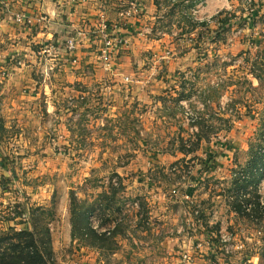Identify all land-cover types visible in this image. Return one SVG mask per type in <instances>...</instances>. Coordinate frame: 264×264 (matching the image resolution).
I'll list each match as a JSON object with an SVG mask.
<instances>
[{"label": "rangeland", "instance_id": "obj_1", "mask_svg": "<svg viewBox=\"0 0 264 264\" xmlns=\"http://www.w3.org/2000/svg\"><path fill=\"white\" fill-rule=\"evenodd\" d=\"M16 1L0 0L10 17L0 46L16 40V22L28 26L18 20L28 0ZM63 1L59 30L43 32L58 45L78 24L93 53L80 45L78 63L44 66L43 36L30 46L41 58L8 53L20 91L0 95L12 119H0L1 228L25 227L42 207L55 264H264V0L154 15L132 0ZM117 7L110 33L127 44L108 68L102 28ZM159 150L179 159L157 161ZM117 176V196L103 195ZM74 209L84 222L75 238Z\"/></svg>", "mask_w": 264, "mask_h": 264}, {"label": "trees", "instance_id": "obj_2", "mask_svg": "<svg viewBox=\"0 0 264 264\" xmlns=\"http://www.w3.org/2000/svg\"><path fill=\"white\" fill-rule=\"evenodd\" d=\"M153 1L158 13H185L188 12V8H195L197 3L204 2V0H198V2L196 0ZM186 1L191 2L186 3ZM112 7L113 6L111 5V8ZM118 8L119 7L114 10L111 9L113 14L114 12L118 14ZM166 8L169 11L165 12ZM113 14L112 19H114ZM255 165L264 166V157H255ZM122 182V178L117 176L114 185L110 186V190L104 191L103 195L108 197L117 196L118 192L115 191V187H122ZM258 205L262 207L263 210L260 212L264 214V205L260 203H258ZM29 215L30 222L23 228L10 227L9 229H4L0 226V264H55L53 235L50 229V223L46 219L45 209L42 207H31ZM85 222L88 226L87 218ZM83 223L82 220H77V213L74 209L73 238L76 237L74 235L75 231L78 230L79 225L83 226ZM88 227L93 233V238L104 244L107 243L106 238L109 237L107 234L99 233L90 221Z\"/></svg>", "mask_w": 264, "mask_h": 264}, {"label": "crops", "instance_id": "obj_3", "mask_svg": "<svg viewBox=\"0 0 264 264\" xmlns=\"http://www.w3.org/2000/svg\"><path fill=\"white\" fill-rule=\"evenodd\" d=\"M36 1L37 0H28L27 3L29 6L28 7L25 6V10H27L28 15L33 17V18H36V16H41L42 13H45L46 14V20H41V21L35 22L34 23L35 25L31 24L33 26H29V25L28 26H22L16 22L15 25H16L17 29H14V31L9 32L10 37H11L10 39H16V40H14L12 43L7 44L6 46H0V95L2 94V91H10L12 93L16 90L20 91V87L18 86V81L16 79L14 81H10V80L7 81V78H6L7 73L4 72L5 70H7L6 67L8 66V67H10V70H11L10 72L12 73V75L13 76L16 75V71H15L16 69H14V66H16V65H14V63L12 65H7V60H8V56H9L8 53L15 54V56H17L16 54H19V53H25V56L27 54V56L29 55L31 57L34 56V57L41 58V56L40 55L38 56L36 54V52L32 49V47H30L31 44L33 43L32 42L33 39H35L36 36H43L44 38H40L39 40H41V41H38V43L47 45L45 48L48 50H51L50 44H56V43H53L54 41L49 40V39H53V34H51L50 31H47V34L45 35L46 31L45 32H43V31L45 29H47L46 27L53 26V25L56 26L57 30H59L58 29L59 27L57 25H59L60 12L64 9L66 10V8H68V11H70L69 9L71 7L68 5L65 8L64 4H62L64 2L63 0H38L37 2ZM150 1L151 0H140L139 1V3H141L140 4L141 9H142L141 12H143V7L145 5L146 7L147 6L149 7V10L151 12H153V15H154V13L157 11V8L154 5V3H151ZM16 2H17V4H21L20 2H23V0H17ZM204 2H205V0H204ZM204 2H202V4H204ZM22 8H23V6H22ZM110 11H112V10L110 9ZM14 12H19V11H14ZM66 13L67 12L65 11L64 19H65ZM109 13H110L109 19H110L111 23H113L116 20L118 21V17H117L116 12H114V14H113L114 19H112L111 12H109ZM8 18H10V17L7 14L4 17V19L0 17V28L4 26V23L8 20ZM154 18L155 17H152L151 19H154ZM63 23H65V22H63ZM93 25L89 27L90 30H88L86 28L87 32L89 31L90 33H92ZM74 26H78V24H76ZM48 29L51 30L52 28H48ZM0 32H2V31L0 30ZM5 33L7 34L8 32H5ZM135 39L136 38H134V40ZM149 39H151V38H149ZM3 40H4L3 38L0 40V44ZM4 41L6 42V40H4ZM17 41H19V42H17ZM92 41H93V37H92ZM150 41H156V40L151 39ZM92 46L93 45L89 41H84L82 48H88V52L93 53L92 52ZM7 48H9V49L6 50ZM47 53H48L47 56L42 55V57L44 59L41 62H43L45 60V63H46V64H44V66L47 64L51 65V63L53 62V61L50 62L49 58H53V59L57 60L55 62H63V61L68 62L69 61L72 64L71 59L69 57L70 56L69 53L67 52L66 54H64V50H62V52L57 54V55H55L53 52H47ZM11 54H10V56H12ZM85 54L86 53L80 52L79 58H82V56ZM68 57H69V59H68ZM5 65H7V66H5ZM72 65H74V64H72ZM51 69H52V66H51ZM55 72L56 71H54V73H52V75H55ZM49 73H50V71H48L47 75H49ZM3 79H4V81H3ZM1 81H3L2 82L3 84H1ZM29 107L30 106L28 105L26 109H28ZM25 113L27 114V112H25ZM1 118H6V120L4 119L5 123H6L5 126L11 128L10 124L12 122L11 121L12 119L8 121L7 117H3L2 112H1V106H0V119ZM34 120H31V121L33 123L37 122L38 121L37 117L34 118ZM0 123H2L1 120H0ZM9 140H12V139H9ZM155 154H156V155H154L155 160H157V161L160 158L159 154H163L164 158L171 157L174 161L176 159L177 160L179 159L178 153H167V152H163V151L159 150ZM172 164H174V162ZM163 168H165V167H163ZM162 211H164V210H161V212ZM164 226H165V224H164ZM168 237L170 238L171 236L167 235V238ZM172 241H176V243H177V239H172ZM175 246L176 245H173L171 247V249H176ZM85 264H88V263H85ZM90 264H92V263H90Z\"/></svg>", "mask_w": 264, "mask_h": 264}, {"label": "built area", "instance_id": "obj_4", "mask_svg": "<svg viewBox=\"0 0 264 264\" xmlns=\"http://www.w3.org/2000/svg\"><path fill=\"white\" fill-rule=\"evenodd\" d=\"M140 0H132L130 2L131 9H139L141 12V5L139 3ZM120 8V7H119ZM121 15H125V12H122ZM19 21H24L25 24L31 25L35 22L46 20V14L42 13L41 16H36V18H33L31 16H18ZM109 25L110 19L106 20L103 24L102 28V35H103V45L99 51V58L101 62L106 65L108 68H113L114 64V52L118 51L120 48H123L126 46L127 41L123 38H119L114 36L110 33ZM73 36L67 37L65 41L61 42L60 44H50L51 50L46 49V52H53L55 55L62 52V50L66 51L70 55L71 62L74 64L78 63L79 61V53L81 51L80 45H83L84 39L86 38V34L82 27L78 25L75 29V31L72 34ZM44 52V51H42ZM251 206V205H248ZM96 229V226L94 227Z\"/></svg>", "mask_w": 264, "mask_h": 264}]
</instances>
